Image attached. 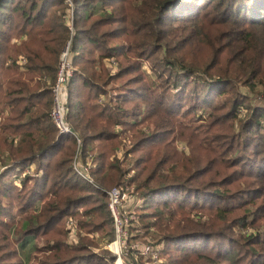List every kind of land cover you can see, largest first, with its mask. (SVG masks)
I'll return each mask as SVG.
<instances>
[{
	"label": "trees",
	"instance_id": "trees-1",
	"mask_svg": "<svg viewBox=\"0 0 264 264\" xmlns=\"http://www.w3.org/2000/svg\"><path fill=\"white\" fill-rule=\"evenodd\" d=\"M123 184L163 264H264V0H0V264H113Z\"/></svg>",
	"mask_w": 264,
	"mask_h": 264
},
{
	"label": "built area",
	"instance_id": "built-area-1",
	"mask_svg": "<svg viewBox=\"0 0 264 264\" xmlns=\"http://www.w3.org/2000/svg\"><path fill=\"white\" fill-rule=\"evenodd\" d=\"M70 2L71 0H65ZM69 41L62 48L58 69L56 72L55 80L52 86V106L50 110V119H52L55 127L57 128L58 135L72 134L75 136L77 146L82 143V138L72 130L70 124L65 119V99L67 96L66 82L73 73V66L69 59ZM23 59L20 60V63ZM111 62V61H110ZM114 62L112 61V64ZM86 162L78 164L74 161V168L84 178L92 182L93 179L89 174V168L93 165L91 154L88 153ZM133 190L130 186L123 184V186H114L107 190L108 203L110 214L112 217V224L114 228V237L109 239L106 243L107 247L113 253L115 264H163L165 262L162 251L164 244L156 241H138L142 236L140 228L137 226V208L141 206L140 203L130 202V197L137 195L132 194ZM66 227L70 231L69 242H73L76 229L73 225V219L66 221Z\"/></svg>",
	"mask_w": 264,
	"mask_h": 264
},
{
	"label": "rangeland",
	"instance_id": "rangeland-1",
	"mask_svg": "<svg viewBox=\"0 0 264 264\" xmlns=\"http://www.w3.org/2000/svg\"><path fill=\"white\" fill-rule=\"evenodd\" d=\"M64 3L65 4H69L70 2H67L64 0ZM71 4H72V0H71ZM145 64V67H144V70H147V65L146 63ZM105 65H107L108 67H111L112 68V72H115L117 69V67H114L111 62H109L108 60H105ZM244 90V88H242V91ZM117 129V128H116ZM119 130V129H117ZM123 142H124V139H123ZM128 147V146H126ZM123 148H124V145H122L121 147H119L116 151V153L118 154V156L122 157L123 158ZM92 156H91V159L93 160L94 156L92 153H90ZM112 187L114 186H111L109 187V189H111ZM130 202H133V203H140V198L138 196H135L134 198L133 197H130ZM66 221V220H65ZM138 223V222H137ZM65 225V223H64ZM138 227L140 228V230L142 229L140 223L137 224ZM153 231V230H152ZM142 234L141 237L138 238V241H155L153 236L151 235L150 231H144V229H142L140 231ZM87 237L90 238V236H93L94 240L97 242L95 244H90L91 246L89 247V249H91V251L95 254H97L98 256H100L101 258L103 257L105 259V261H111L113 264H115L114 262V259H113V253L112 251L107 247V244L105 245L104 242L106 243L108 241L107 240H103L100 237V233L97 232V231H92V232H89V233H86ZM157 238L156 234H155V239ZM43 243H41L42 245ZM74 244H77V243H73L72 245ZM71 245V243H70ZM71 245V246H72ZM163 256V255H162ZM164 258V256H163ZM165 260V258H164Z\"/></svg>",
	"mask_w": 264,
	"mask_h": 264
},
{
	"label": "water",
	"instance_id": "water-1",
	"mask_svg": "<svg viewBox=\"0 0 264 264\" xmlns=\"http://www.w3.org/2000/svg\"><path fill=\"white\" fill-rule=\"evenodd\" d=\"M58 135V134H57Z\"/></svg>",
	"mask_w": 264,
	"mask_h": 264
}]
</instances>
